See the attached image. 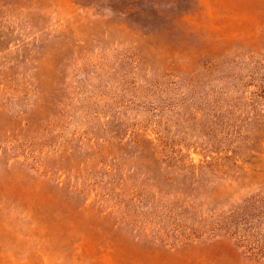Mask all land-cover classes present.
<instances>
[{
  "label": "rangeland",
  "instance_id": "obj_1",
  "mask_svg": "<svg viewBox=\"0 0 264 264\" xmlns=\"http://www.w3.org/2000/svg\"><path fill=\"white\" fill-rule=\"evenodd\" d=\"M0 264H264V0H0Z\"/></svg>",
  "mask_w": 264,
  "mask_h": 264
}]
</instances>
